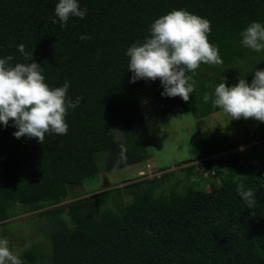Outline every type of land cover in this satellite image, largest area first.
I'll list each match as a JSON object with an SVG mask.
<instances>
[{
    "label": "trees",
    "instance_id": "obj_1",
    "mask_svg": "<svg viewBox=\"0 0 264 264\" xmlns=\"http://www.w3.org/2000/svg\"><path fill=\"white\" fill-rule=\"evenodd\" d=\"M58 2L0 0V59L12 56L13 66L38 63L49 87L68 82V98L73 103L81 98L68 110L67 134H46L43 145L36 138L17 139L13 121L7 127L0 124V191L23 167L52 195L66 196L87 177L149 160L139 88L150 89L161 117L191 112L202 119L221 111L212 103L218 84L232 87L241 78L251 84L255 71H264V50L253 51L241 42L250 23L264 24V0H78L86 16L70 18L65 27L55 16ZM173 10L211 22L208 39L224 62L196 70L187 103L162 95L159 79L133 83L126 55L132 45L150 38L155 20ZM81 35L90 39L81 40ZM21 44L33 53L32 61L18 51ZM205 93L212 97L208 102ZM113 126L120 128V139ZM258 140L263 154L258 163L231 153L222 169L213 156L242 141L229 133L221 140L214 135L210 141L200 139L201 154L186 162L200 161L204 170H212L220 181L216 191L186 187L179 193L174 183L168 193L159 192L173 175L162 169L159 177L138 178L39 213L49 222L50 253L43 256L41 246L34 244L20 259L23 264H264V123ZM121 145L126 153L117 164ZM182 170L191 175L190 167ZM238 189L253 191L252 208ZM8 218L0 205V223Z\"/></svg>",
    "mask_w": 264,
    "mask_h": 264
},
{
    "label": "clouds",
    "instance_id": "obj_2",
    "mask_svg": "<svg viewBox=\"0 0 264 264\" xmlns=\"http://www.w3.org/2000/svg\"><path fill=\"white\" fill-rule=\"evenodd\" d=\"M87 9H81L78 0H59L55 16L65 27L72 17L84 19ZM56 23V20H52ZM211 22L186 10H173L158 18L150 26V38L140 45L134 44L126 55L130 58L129 71L132 82L159 79L164 88L162 95L181 97L189 102L194 92L193 76L202 64L222 66L223 60L218 46L209 42ZM242 45L253 51L264 50V24L252 22L241 33ZM81 40L90 39L81 35ZM18 51L32 61L33 53L27 52L23 44ZM12 56L0 59V124L7 127L10 121L17 129V139L36 138L42 145L45 135H66L68 110L76 108L81 98L73 103L67 96L70 85L51 88L45 82L42 67L35 62L17 63ZM191 72L193 75H187ZM224 80V79H223ZM205 102L212 99L205 93ZM213 107L219 108L232 120L254 119L264 123V71L256 70L251 84L241 78L238 84L228 87L225 82L215 87ZM117 164L124 160L126 148L121 145ZM238 194L248 208L255 204L254 193L238 189ZM0 264H23L19 255L9 247L7 238H0Z\"/></svg>",
    "mask_w": 264,
    "mask_h": 264
},
{
    "label": "rangeland",
    "instance_id": "obj_3",
    "mask_svg": "<svg viewBox=\"0 0 264 264\" xmlns=\"http://www.w3.org/2000/svg\"><path fill=\"white\" fill-rule=\"evenodd\" d=\"M251 60L252 58L249 59V65ZM137 95L149 135V160L87 177L81 187L69 188L66 196L52 195L28 167H23L0 191V205L9 217L0 223V238H7L10 249L19 257L34 244L41 246L43 256L50 253L46 236L49 222L45 217H37V214L104 194L109 189L123 186L138 178L159 177L163 173L162 169L173 171V175L159 192L168 193L169 186L174 183H177L176 190L179 193L186 187L205 192L216 191L220 181L212 170H204L200 161L186 162L199 157L202 138L210 141L214 135L221 140L224 133H229L233 138L242 141L234 150L213 156L215 165L222 169L226 156L231 153L240 157H252L255 164L263 155L258 140L261 123L254 119L231 121V117L222 111L202 119H196L191 112L161 117L157 113L149 88H139ZM112 131L120 139V128L113 126ZM178 162L186 163L177 166ZM185 167H190V176L182 170ZM128 200L126 197L125 201Z\"/></svg>",
    "mask_w": 264,
    "mask_h": 264
}]
</instances>
